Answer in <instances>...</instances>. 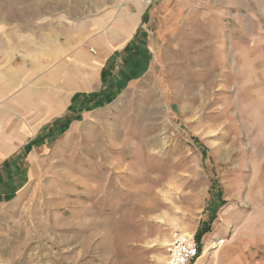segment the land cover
<instances>
[{"label":"rangeland","instance_id":"374dc122","mask_svg":"<svg viewBox=\"0 0 264 264\" xmlns=\"http://www.w3.org/2000/svg\"><path fill=\"white\" fill-rule=\"evenodd\" d=\"M125 13L82 105L50 34L92 63ZM178 235L188 264H264V0H0V264H167Z\"/></svg>","mask_w":264,"mask_h":264},{"label":"crops","instance_id":"0c3cea01","mask_svg":"<svg viewBox=\"0 0 264 264\" xmlns=\"http://www.w3.org/2000/svg\"><path fill=\"white\" fill-rule=\"evenodd\" d=\"M111 14L112 13L107 12L95 20H90L87 24L88 28L86 27L87 35L88 36L89 35L94 36L95 33L97 31H99V29L101 27H105V25H107V23H109ZM140 16H142V15H140ZM124 18L126 19V13L124 14ZM139 19H138V17L136 18V17L129 15L128 18L126 19L125 23L122 26H120L119 36L116 37L117 31H115L114 32L115 34L112 37L111 41L109 40V42H110L109 48L111 49V51L108 52V54L106 55V58L100 59V57H98L99 59H97L95 61L93 60L92 63L87 62L89 60L87 44H92L95 42V44L97 45V43H96L97 40L95 38H93V37L91 38V36L88 37V36H85L83 34H76V29L74 30V32L72 30V33L68 34V36H66L64 38L62 37L63 34L51 33L50 34V41H53L56 44V46L61 47L62 50L61 51L60 50L55 51L54 55L50 54L51 51L45 53V55L43 56L44 63L50 64L51 61H49L48 59L58 58L63 53H66L65 56L71 58V59L68 58V62H69L68 65H72L73 67H76V69H74V73L76 72L75 74L77 76L82 75L83 67H85V68L89 67L86 74L88 76L90 75L91 78L90 77L84 78L86 80L81 78L80 79L81 84H78V85H79V88H82V90H83L82 93L94 92L96 90L93 89L92 86L95 82L96 72L98 73V76L100 74V76L102 78L103 68L105 66H107V64H109L110 62H112V64L114 63V61L116 62V59H117L120 51L123 50V52H127L126 48L136 41V39L131 40V38L133 37L134 34H136V32L138 30ZM51 38H52V40H51ZM45 40H46V37H45ZM44 43H47V42H44ZM112 67H113V65H112ZM111 71H112V69H111ZM70 75L72 76V74L69 73V76ZM72 78H73V80H77L74 77H72Z\"/></svg>","mask_w":264,"mask_h":264},{"label":"built area","instance_id":"2783aa9c","mask_svg":"<svg viewBox=\"0 0 264 264\" xmlns=\"http://www.w3.org/2000/svg\"><path fill=\"white\" fill-rule=\"evenodd\" d=\"M93 52L95 50L93 49ZM167 264H188L198 254V246L194 238L187 236H177L173 242L167 246Z\"/></svg>","mask_w":264,"mask_h":264},{"label":"trees","instance_id":"16d2710c","mask_svg":"<svg viewBox=\"0 0 264 264\" xmlns=\"http://www.w3.org/2000/svg\"><path fill=\"white\" fill-rule=\"evenodd\" d=\"M130 49L131 48L128 46L126 48V51L129 52ZM111 65H112V62H110L109 64H107V66H105L103 68V70H102V78L105 79L106 81H107V78H109V75L111 73V69H112L111 68L112 67ZM102 93L103 92H101V91H95V92H92V93H82V94H79V96L77 97V99H75V101L81 99V104L83 105L85 102H87L90 99H94L96 97L97 98L98 97H101V94ZM208 229H209V226L203 227V230L201 229V231H199V237H200L201 234H204L205 232H207Z\"/></svg>","mask_w":264,"mask_h":264},{"label":"bare ground","instance_id":"6f19581e","mask_svg":"<svg viewBox=\"0 0 264 264\" xmlns=\"http://www.w3.org/2000/svg\"><path fill=\"white\" fill-rule=\"evenodd\" d=\"M146 4H148L150 2V0H145Z\"/></svg>","mask_w":264,"mask_h":264}]
</instances>
